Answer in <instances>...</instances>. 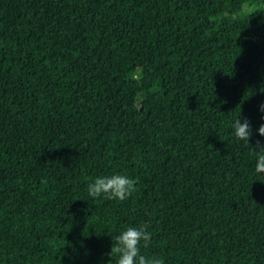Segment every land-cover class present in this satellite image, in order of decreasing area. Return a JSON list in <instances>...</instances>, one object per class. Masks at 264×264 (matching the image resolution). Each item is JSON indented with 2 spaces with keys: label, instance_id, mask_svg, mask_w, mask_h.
Listing matches in <instances>:
<instances>
[{
  "label": "trees",
  "instance_id": "1",
  "mask_svg": "<svg viewBox=\"0 0 264 264\" xmlns=\"http://www.w3.org/2000/svg\"><path fill=\"white\" fill-rule=\"evenodd\" d=\"M252 3L0 0V264H116L111 237L132 225L162 264H264ZM114 171L130 196L88 198Z\"/></svg>",
  "mask_w": 264,
  "mask_h": 264
},
{
  "label": "clouds",
  "instance_id": "2",
  "mask_svg": "<svg viewBox=\"0 0 264 264\" xmlns=\"http://www.w3.org/2000/svg\"><path fill=\"white\" fill-rule=\"evenodd\" d=\"M258 112L261 123L256 128V134L264 137V101L259 102ZM230 132L234 139L248 144L252 133V126L240 114L232 120ZM254 171L264 179V144H257L253 165ZM134 187V180L121 172L95 176L86 185V194L90 199L108 198L126 200ZM150 239L147 225L126 226L119 230L115 237H111V252L115 255L116 264H162L158 256H148L141 252V245L146 246ZM114 240V243H113Z\"/></svg>",
  "mask_w": 264,
  "mask_h": 264
},
{
  "label": "rangeland",
  "instance_id": "3",
  "mask_svg": "<svg viewBox=\"0 0 264 264\" xmlns=\"http://www.w3.org/2000/svg\"><path fill=\"white\" fill-rule=\"evenodd\" d=\"M264 9V3H252V4H245L241 14L243 15H247V14H251L254 11H258Z\"/></svg>",
  "mask_w": 264,
  "mask_h": 264
}]
</instances>
